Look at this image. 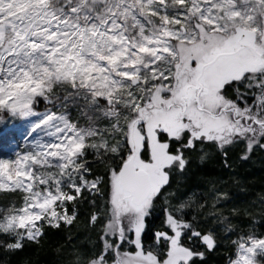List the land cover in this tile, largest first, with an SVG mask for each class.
<instances>
[{"label": "snow or ice", "instance_id": "6c2138e0", "mask_svg": "<svg viewBox=\"0 0 264 264\" xmlns=\"http://www.w3.org/2000/svg\"><path fill=\"white\" fill-rule=\"evenodd\" d=\"M257 154L264 0H0V264H264Z\"/></svg>", "mask_w": 264, "mask_h": 264}, {"label": "trees", "instance_id": "16d2710c", "mask_svg": "<svg viewBox=\"0 0 264 264\" xmlns=\"http://www.w3.org/2000/svg\"><path fill=\"white\" fill-rule=\"evenodd\" d=\"M245 174L248 177V183L252 187L255 189H264V156L257 154L249 163ZM13 264H15V262H13Z\"/></svg>", "mask_w": 264, "mask_h": 264}, {"label": "rangeland", "instance_id": "374dc122", "mask_svg": "<svg viewBox=\"0 0 264 264\" xmlns=\"http://www.w3.org/2000/svg\"><path fill=\"white\" fill-rule=\"evenodd\" d=\"M16 138L19 139V134H17Z\"/></svg>", "mask_w": 264, "mask_h": 264}]
</instances>
